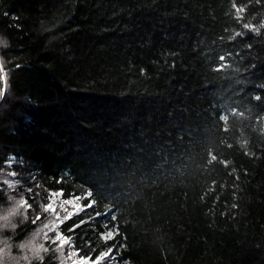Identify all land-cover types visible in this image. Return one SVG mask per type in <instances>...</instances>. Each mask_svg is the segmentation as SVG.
Instances as JSON below:
<instances>
[{
	"label": "trees",
	"instance_id": "16d2710c",
	"mask_svg": "<svg viewBox=\"0 0 264 264\" xmlns=\"http://www.w3.org/2000/svg\"><path fill=\"white\" fill-rule=\"evenodd\" d=\"M0 44L14 264L57 193L91 264H264V0H0Z\"/></svg>",
	"mask_w": 264,
	"mask_h": 264
},
{
	"label": "rangeland",
	"instance_id": "374dc122",
	"mask_svg": "<svg viewBox=\"0 0 264 264\" xmlns=\"http://www.w3.org/2000/svg\"><path fill=\"white\" fill-rule=\"evenodd\" d=\"M11 177H12L11 175H3L1 176L0 181L2 179V183L4 184V186L10 188L12 185L13 186L15 185ZM16 201L17 200H15V203ZM14 206L15 205H11L10 207L13 208ZM84 210L85 208H83V206L81 207V204L75 201L74 199H71L69 201L62 200L60 198L59 193L52 196L48 206L46 207V211L49 214H51L52 219H54V222L52 221V225H51V233H52L51 235H52V240L55 243L54 245H57L56 252L57 254H59L60 264H81V260L83 258L87 259L83 256H80L79 253H76L73 242L69 239L68 236H66L62 232V221L66 220L68 215H73L74 213L80 214ZM5 212L6 214H4L2 210H0V218L3 219L2 223L0 224H3L5 228H10L11 227L10 220L14 216L15 217L20 216L21 210H20V207L18 208L17 206H15L13 209L10 208L7 211L5 210ZM4 218H7V219H4ZM14 226H15V223H14ZM1 232L3 231H0V233ZM29 241H34L36 245L39 247V250L41 251V246H42L41 241H44V242L46 241L45 233H43V236L41 237H38L37 233L35 234L33 233L27 237L25 242H29ZM12 255L15 258H17V256H22L23 259H25L26 261L29 258H34L33 254L28 253L27 250H24L21 247L18 249V252L12 253ZM113 256L115 255H114V252L112 251L111 254L107 257L112 259ZM22 261L20 263H22ZM112 261L115 262L114 259H112ZM14 262L15 260H8V259L4 260L5 264H14ZM20 263H15V264H20ZM84 264H91V263L85 260Z\"/></svg>",
	"mask_w": 264,
	"mask_h": 264
},
{
	"label": "snow or ice",
	"instance_id": "6c2138e0",
	"mask_svg": "<svg viewBox=\"0 0 264 264\" xmlns=\"http://www.w3.org/2000/svg\"><path fill=\"white\" fill-rule=\"evenodd\" d=\"M2 91H0V96H2ZM12 176H15V172L11 173ZM22 206V205H21ZM75 214V213H74ZM73 214V215H74ZM72 215H68L67 219H70ZM76 225L73 226V231L75 230ZM22 249L27 250L28 253L33 254V255H37L39 252V247L36 245V243L34 241H29V242H25L23 245L20 246ZM112 252V250H111ZM111 252H109L107 254V256H109L111 254ZM106 256V257H107ZM106 257H103L101 259H105ZM5 259L8 260H15L16 258L12 255L11 253V247L9 245H5L2 242H0V260L4 261ZM88 259H82L81 260V264H84V261ZM93 264H100V260L98 259L97 261H94Z\"/></svg>",
	"mask_w": 264,
	"mask_h": 264
},
{
	"label": "clouds",
	"instance_id": "9594fccd",
	"mask_svg": "<svg viewBox=\"0 0 264 264\" xmlns=\"http://www.w3.org/2000/svg\"><path fill=\"white\" fill-rule=\"evenodd\" d=\"M9 46V44H0V48H7ZM4 62V57L3 56H0V64H3ZM4 219H7V218H4ZM4 225L3 224H0V231H3L4 230ZM15 227V226H13ZM38 258V257H36ZM0 264H4V261L0 260Z\"/></svg>",
	"mask_w": 264,
	"mask_h": 264
},
{
	"label": "built area",
	"instance_id": "2783aa9c",
	"mask_svg": "<svg viewBox=\"0 0 264 264\" xmlns=\"http://www.w3.org/2000/svg\"><path fill=\"white\" fill-rule=\"evenodd\" d=\"M71 199H74V198H71ZM71 199H70V200H71ZM74 200L77 201V199H74ZM67 201H69V200H67ZM77 202H78V201H77ZM78 203H79V202H78ZM81 207H82V206H81ZM83 208H84V207H83Z\"/></svg>",
	"mask_w": 264,
	"mask_h": 264
}]
</instances>
